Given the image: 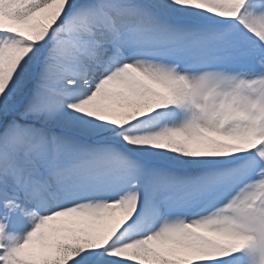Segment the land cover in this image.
<instances>
[{
	"label": "snow or ice",
	"instance_id": "6c2138e0",
	"mask_svg": "<svg viewBox=\"0 0 264 264\" xmlns=\"http://www.w3.org/2000/svg\"><path fill=\"white\" fill-rule=\"evenodd\" d=\"M0 264H264V0H0Z\"/></svg>",
	"mask_w": 264,
	"mask_h": 264
}]
</instances>
